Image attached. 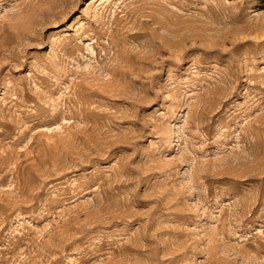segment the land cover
<instances>
[{
  "label": "rangeland",
  "instance_id": "1",
  "mask_svg": "<svg viewBox=\"0 0 264 264\" xmlns=\"http://www.w3.org/2000/svg\"><path fill=\"white\" fill-rule=\"evenodd\" d=\"M0 264H264V0H0Z\"/></svg>",
  "mask_w": 264,
  "mask_h": 264
}]
</instances>
